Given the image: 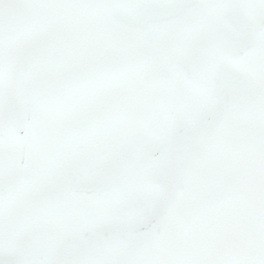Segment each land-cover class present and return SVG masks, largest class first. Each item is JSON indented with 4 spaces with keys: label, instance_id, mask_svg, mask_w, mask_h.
Returning <instances> with one entry per match:
<instances>
[{
    "label": "snow or ice",
    "instance_id": "snow-or-ice-1",
    "mask_svg": "<svg viewBox=\"0 0 264 264\" xmlns=\"http://www.w3.org/2000/svg\"><path fill=\"white\" fill-rule=\"evenodd\" d=\"M0 264H264V0H0Z\"/></svg>",
    "mask_w": 264,
    "mask_h": 264
}]
</instances>
